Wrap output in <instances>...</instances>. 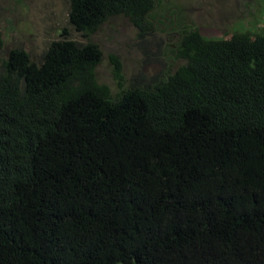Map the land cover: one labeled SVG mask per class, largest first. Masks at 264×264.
Here are the masks:
<instances>
[{"label": "trees", "instance_id": "16d2710c", "mask_svg": "<svg viewBox=\"0 0 264 264\" xmlns=\"http://www.w3.org/2000/svg\"><path fill=\"white\" fill-rule=\"evenodd\" d=\"M159 0H68L34 63L0 36V264H264V33L183 26V63L111 95L89 39Z\"/></svg>", "mask_w": 264, "mask_h": 264}, {"label": "rangeland", "instance_id": "374dc122", "mask_svg": "<svg viewBox=\"0 0 264 264\" xmlns=\"http://www.w3.org/2000/svg\"><path fill=\"white\" fill-rule=\"evenodd\" d=\"M67 12L68 0H0L2 56L16 47L37 63L62 28L69 39L86 41L68 26ZM151 15L154 27L145 39L138 38L133 25L121 15L109 18L89 36L102 52L97 80L109 87L111 95L119 92L111 56L120 61L122 87L136 79L144 85L154 77L163 78L184 62L175 57L174 50L185 25L216 39L235 31L264 33V0H159Z\"/></svg>", "mask_w": 264, "mask_h": 264}]
</instances>
